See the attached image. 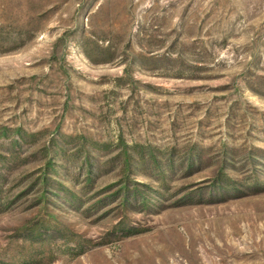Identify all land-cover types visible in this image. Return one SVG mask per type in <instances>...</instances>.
<instances>
[{"label":"rangeland","instance_id":"obj_1","mask_svg":"<svg viewBox=\"0 0 264 264\" xmlns=\"http://www.w3.org/2000/svg\"><path fill=\"white\" fill-rule=\"evenodd\" d=\"M1 171L0 264H264V0H0Z\"/></svg>","mask_w":264,"mask_h":264},{"label":"trees","instance_id":"obj_2","mask_svg":"<svg viewBox=\"0 0 264 264\" xmlns=\"http://www.w3.org/2000/svg\"><path fill=\"white\" fill-rule=\"evenodd\" d=\"M95 158H87L85 159V165H83V168L86 169V181L89 183L92 179V176L97 173V171L100 169L101 167V161H100V158H98L95 154L94 156ZM50 158L51 160H49V164H51L52 166L54 165V167L57 165L58 161L60 160V155L58 152H56L55 150H52L50 152ZM138 161L139 160V157L136 155L135 151H133V153L130 154V152H126V156L124 158V161H123V170L124 171H127V172H134V171H137L138 170ZM193 163V159H190L189 161V165L191 166V164ZM59 166L62 165L61 163H58ZM53 167V168H54ZM55 169V168H54ZM63 172V170L61 171ZM65 175H68L65 173ZM5 179H6V171H1L0 172V200L4 199L5 197L1 196V191H3V183L5 182ZM51 184V181L49 178H45L42 182V185L43 186H46V185H50ZM124 194H123V204H129L130 203V199H131V192L128 190V186L124 187ZM69 193V195H72L70 192H67ZM42 199H46L42 196ZM8 200V199H7ZM5 200V202L7 201ZM35 226L37 228H35L36 230L34 231H39L41 228L45 227L46 226V220L45 219H42L41 221L37 222L35 224Z\"/></svg>","mask_w":264,"mask_h":264}]
</instances>
